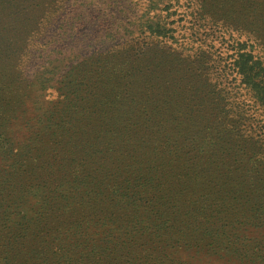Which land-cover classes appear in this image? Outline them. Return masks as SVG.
<instances>
[{"label": "trees", "instance_id": "obj_1", "mask_svg": "<svg viewBox=\"0 0 264 264\" xmlns=\"http://www.w3.org/2000/svg\"><path fill=\"white\" fill-rule=\"evenodd\" d=\"M65 1L0 0V89L23 84L19 62L30 54L28 51L35 46L39 35L48 30L53 17L64 9ZM189 2L197 7L195 12H191L194 17L219 24L221 26L217 27L231 32L228 40L231 52L227 62L219 65L220 73L234 74V88L245 90L252 110L264 114V0ZM157 21L159 26L164 25ZM199 55L188 56L187 63V70L197 76L202 75L209 61L208 55L204 54L202 58ZM122 65L125 64L120 63ZM78 76L77 84L69 89V97L74 95L75 100L81 95L85 103L81 108L69 107L62 116L58 129L72 137L65 144L56 138L44 140L43 145L36 148L34 142L26 140L23 154L17 156L14 144L0 130V149L6 150L4 154L10 160V169L0 183V213L5 206L2 198L6 193L13 197L22 193L29 202L30 193L34 197L39 195L32 189L42 192L47 186L53 188L50 187V192L36 201L32 210L51 207L59 212L58 220L51 218V214H45L38 221L29 219L35 211L26 213L21 225L9 232H0V264H144L147 256L159 261L153 264H166V256L171 257L177 252L199 254L207 247L213 250L220 242L219 236L202 234L197 229L195 217L183 218L180 211L183 221L180 218L172 221L166 210L147 199L141 184L149 181L153 187L146 189L163 191L158 189L163 183L162 171L172 166L174 156L182 154L188 162L194 152L208 151L209 142L219 139L216 137L220 135L219 130L227 129L224 120L234 118L231 114L233 109L221 102L216 103L213 96L210 104H205V97L195 100L193 95L166 94L165 88H156L154 83L150 86L147 78L138 77L134 68L116 71L108 61L107 65H98L90 74L80 73ZM207 84L213 87L212 82L205 81L204 85ZM82 85L85 88L80 90ZM200 88L201 84L192 91L197 92ZM218 90L216 88L215 93ZM147 91L151 92L146 96L151 102L138 106L137 93ZM128 102L135 115H130L126 121L120 123L122 116L118 113L110 118L107 115L101 117L108 119L106 123H120L118 133L113 134V129L107 128L115 139L107 140L102 152L94 153L81 146L89 137L95 138L88 129L90 114L100 109L106 112L119 104L122 107ZM90 105L97 109L91 111ZM12 111L8 96L0 94L1 125L8 123V113ZM3 114H8L7 118H2ZM134 117L141 119L134 120ZM262 120L260 118L257 124L264 133ZM165 124L169 125L170 132L164 129ZM50 128L51 124L41 129L43 137ZM96 133L102 135L100 129ZM146 139L153 144L148 145ZM163 142H171L177 150L161 160L156 151L146 152L149 148L162 150L158 147ZM230 146L231 143L224 141L221 148ZM79 153L91 155L90 159L123 158L111 168L103 170L99 167L97 174H74L69 164H60L63 154ZM121 153H127V156ZM131 167H136V170L132 171ZM160 194L159 198L165 199V193ZM11 210L7 205L2 213L14 221ZM105 223L116 227L100 234L99 225ZM121 250L127 253L121 255ZM243 255L242 264H264V240ZM199 256L195 255V258ZM237 256L241 257L239 249Z\"/></svg>", "mask_w": 264, "mask_h": 264}, {"label": "rangeland", "instance_id": "obj_2", "mask_svg": "<svg viewBox=\"0 0 264 264\" xmlns=\"http://www.w3.org/2000/svg\"><path fill=\"white\" fill-rule=\"evenodd\" d=\"M176 1L66 0L64 9L53 17L48 30L36 39L35 46L28 51L30 54L19 62V75L24 79L23 84L0 89V94L8 96L13 110L11 114L8 113V123L0 124V130L14 144L17 156L23 154L26 140L34 142L36 148L42 146L44 140L56 138L65 144L72 137L58 129L62 116L69 107L81 108L85 103L81 95L75 100L74 95L69 97V89L77 84L80 73L90 74L98 65H107V61L116 71L134 68L138 77L142 75L148 79L150 86L153 83L156 88L161 86L166 89V94L170 92L172 96L193 95L195 100L205 97V104H210L213 96L216 103L221 102L233 109L231 114L234 118L223 119L227 129H220V135L216 136L219 139L209 142L208 151L194 152L188 162H185L184 155L177 153L172 166L162 171L163 183L158 189L163 191L146 189L153 187L149 181L142 183L141 187L146 191L147 199L166 210L172 221L173 218L181 220L182 212L183 218L195 217L197 229L202 234L220 237V242L213 250L207 247L201 249L199 254L177 252L171 257L166 256V264H242L243 254L264 240V133L257 124L263 118L261 122L264 129V114L252 110L251 100L245 90L234 88V74L220 73L221 64L227 62L231 52L228 41L231 32L217 27L221 26L219 24L194 17L191 12H195L197 7L190 5L189 0ZM157 20L164 25L159 26ZM233 35L238 36L239 33ZM194 53L201 54L200 58L204 54L209 57L208 67H205L202 75H193L187 70L188 56ZM120 63L125 65L120 66ZM205 81L212 82L213 87L208 84L205 86ZM200 84L199 91H192L199 88ZM83 88L84 85L80 90ZM216 88L219 89L217 93ZM150 94L149 91L138 92L137 105H148L151 101L146 96ZM91 105V111L97 109ZM131 111L128 102L122 107L119 104L106 112L100 109L90 114L88 129L95 138L89 137L81 146L94 153L102 152L106 141L115 139L107 128L113 129V134L118 133L120 123L130 115H135ZM115 113L122 116L120 123L113 125L111 122L106 123L108 119L101 118L105 115L110 118ZM7 115L3 114L2 118H7ZM133 119L140 120L141 117ZM50 124L51 128L45 131L43 137L41 129ZM98 129L102 135L96 133ZM164 129L170 132L168 124H165ZM139 141L144 142L143 139ZM224 141L231 143L230 148H221ZM164 142L158 147L162 150L149 148L146 152L156 151L161 160L177 150L171 146V142ZM146 143L153 144L147 139ZM5 152V149H0V183L10 169V160ZM121 154L127 156V153ZM90 156L63 154L60 164H69L74 174H97L99 167L103 170L111 168L123 158L100 160L90 159ZM131 168L132 171L136 170V167ZM50 187L47 186L42 192L32 189L39 195L34 197L30 193L29 202L22 197V193L16 197L6 193L2 198L5 205L2 211L7 205L10 206L14 221L1 211L0 232H9L21 225L25 214L34 211L29 219L38 221L42 215L51 214V218L58 220L59 212L51 207L32 210L36 201L50 192ZM160 193H165V199L159 198L162 196ZM55 222L58 224V221ZM112 227L116 225H99L100 234ZM238 249L240 258L237 256ZM126 253V250L120 251L121 255ZM195 255L200 256L195 258ZM175 258L183 261H175ZM147 259L144 264L159 262L149 256Z\"/></svg>", "mask_w": 264, "mask_h": 264}]
</instances>
